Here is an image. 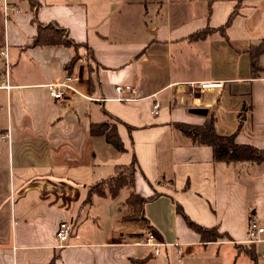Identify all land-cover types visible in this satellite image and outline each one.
I'll return each mask as SVG.
<instances>
[{"label": "crops", "instance_id": "0c3cea01", "mask_svg": "<svg viewBox=\"0 0 264 264\" xmlns=\"http://www.w3.org/2000/svg\"><path fill=\"white\" fill-rule=\"evenodd\" d=\"M46 28L73 45L36 44ZM262 40L264 0H0V264H264V234L247 242L251 219L264 228V164L215 162L177 129L212 116L218 135L264 150V54L256 74L249 55ZM66 75L97 101L52 100L46 85ZM118 85L137 99L115 101ZM104 122L123 151L92 135ZM135 160V194H158L143 209L158 255L130 238L147 230L123 219L131 189L88 198ZM176 207L223 238L202 242ZM63 221L72 232L60 245Z\"/></svg>", "mask_w": 264, "mask_h": 264}, {"label": "trees", "instance_id": "16d2710c", "mask_svg": "<svg viewBox=\"0 0 264 264\" xmlns=\"http://www.w3.org/2000/svg\"><path fill=\"white\" fill-rule=\"evenodd\" d=\"M236 10L229 16L228 21L222 26L219 31H224L227 27L231 25L233 19L236 16ZM45 33H38L36 37V44L41 43V39H45L49 41L48 44L57 45L61 44L67 47H71L73 45L72 41L66 39L64 31L60 29H49L46 28ZM50 30V31H49ZM208 31V30H207ZM207 31H205L207 33ZM210 31V30H209ZM204 33H200L201 35H196L197 38L204 37ZM250 64H251V72L253 74L261 71L259 57L264 54V40H262L257 45H252L250 48ZM88 60H91V54L87 57ZM80 60L79 56H75L69 64V69L71 72L73 71L74 65ZM91 80L87 79V84H90ZM91 85V84H90ZM89 85V86H90ZM91 133L93 136H101L105 138V141L111 144L118 152L123 151V143L118 136V131L115 126L110 125L108 123L101 124H92ZM182 135L193 142V144H197L199 146L210 147L212 150L213 159L215 162H222L226 164L240 163V162H249L255 164H264V150L258 149L256 147H252L250 145L238 144L236 142L235 136L236 134H232L229 136H220L215 131V125L213 123V117L209 116L208 119L204 122L202 126H186L179 125L177 128ZM137 164L136 160L133 161L129 166H124L119 169V174L115 178L108 179L106 181H98L92 184L89 187L88 198L90 199L92 195H98L101 197H105L109 194L112 198L118 196L119 192L123 188L131 189L129 196L125 200V206L128 207L130 212L129 219L137 221L140 219L143 223L146 224L147 220L143 217V209L147 203L155 200L158 197V194H153L150 198H143L137 193L133 191L134 184V175H135V165ZM176 211L178 214L183 215L187 226L193 230L194 232L200 235V240L202 242H212L216 239L223 238V234H221L216 227H212L210 229L204 228L199 224H195L191 221L187 215H185L180 207H176ZM124 221H128V217L123 216ZM147 230L150 231V227H147ZM247 255L253 260H257V255L254 252L253 248L246 250Z\"/></svg>", "mask_w": 264, "mask_h": 264}, {"label": "built area", "instance_id": "2783aa9c", "mask_svg": "<svg viewBox=\"0 0 264 264\" xmlns=\"http://www.w3.org/2000/svg\"><path fill=\"white\" fill-rule=\"evenodd\" d=\"M6 11V9L4 10ZM1 55L7 59L6 51L1 52ZM74 79L66 75L64 76L63 80L58 83H50L47 84L49 96L52 100L58 101L63 100L67 93L76 94L80 96L83 99H86L87 101H97V99L87 97L86 95H83L74 85H72ZM222 84L220 83H212L207 82L200 85V88L202 90H206L207 88H221ZM115 92L117 94V98L115 101L119 102H126L130 103L137 99L135 97L136 90L134 87H131L129 85H118V87L115 88ZM122 94H125L122 95ZM160 109V104L158 102H154L151 107V114L152 115H158ZM248 233H247V242L248 243H257L261 241V237L264 234V228L259 224L257 220L251 219L248 223ZM72 232V223L63 221L58 225V228L55 232L56 239L58 240L60 245H63L65 241L69 239ZM141 245L151 248L154 251L155 255H158L160 252V249L162 247H165V244H163L158 238L155 236V234L149 233L143 241L139 242ZM61 247V246H60ZM179 256V255H178Z\"/></svg>", "mask_w": 264, "mask_h": 264}, {"label": "rangeland", "instance_id": "374dc122", "mask_svg": "<svg viewBox=\"0 0 264 264\" xmlns=\"http://www.w3.org/2000/svg\"><path fill=\"white\" fill-rule=\"evenodd\" d=\"M126 211V212H125ZM123 216H126V217H128V219H129V217H130V212H129V209H128V207L126 208H124V215ZM127 223H129V224H135V223H137V222H139V225L140 226H145V228H146V225L143 223V221H141L140 219H138L137 221H134V220H128V221H126ZM136 225V224H135ZM150 232L149 231H145V234H137V235H133V234H131L130 235V238H136L137 240H135V241H143V239L149 234ZM140 239H142V240H140ZM171 263H172V261H173V263H176V260L174 259V258H172L171 260Z\"/></svg>", "mask_w": 264, "mask_h": 264}, {"label": "water", "instance_id": "95a60500", "mask_svg": "<svg viewBox=\"0 0 264 264\" xmlns=\"http://www.w3.org/2000/svg\"><path fill=\"white\" fill-rule=\"evenodd\" d=\"M191 112V114H197V115H200V116H206L207 115V111H205V110H201V109H193V110H190Z\"/></svg>", "mask_w": 264, "mask_h": 264}]
</instances>
